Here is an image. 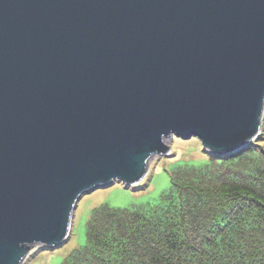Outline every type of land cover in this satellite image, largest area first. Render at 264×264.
I'll list each match as a JSON object with an SVG mask.
<instances>
[{
    "label": "water",
    "instance_id": "1",
    "mask_svg": "<svg viewBox=\"0 0 264 264\" xmlns=\"http://www.w3.org/2000/svg\"><path fill=\"white\" fill-rule=\"evenodd\" d=\"M263 118L264 0H0V264L172 136L227 154Z\"/></svg>",
    "mask_w": 264,
    "mask_h": 264
},
{
    "label": "trees",
    "instance_id": "2",
    "mask_svg": "<svg viewBox=\"0 0 264 264\" xmlns=\"http://www.w3.org/2000/svg\"><path fill=\"white\" fill-rule=\"evenodd\" d=\"M206 152L169 170L156 203L95 207L60 264H264V118L245 147Z\"/></svg>",
    "mask_w": 264,
    "mask_h": 264
},
{
    "label": "rangeland",
    "instance_id": "3",
    "mask_svg": "<svg viewBox=\"0 0 264 264\" xmlns=\"http://www.w3.org/2000/svg\"><path fill=\"white\" fill-rule=\"evenodd\" d=\"M167 144L171 145L169 153L151 159L148 173L138 182L126 185L114 180L82 194L74 210L69 237L53 247L35 245L22 264H60L67 255L85 243L86 222L95 207L108 204L138 209L156 203L160 193L170 184L169 170L185 162L198 164L200 159L207 157V152L197 137L172 136Z\"/></svg>",
    "mask_w": 264,
    "mask_h": 264
}]
</instances>
